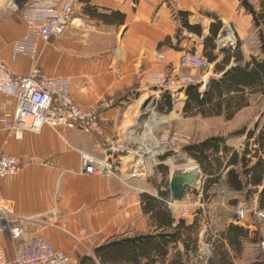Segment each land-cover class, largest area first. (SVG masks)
I'll use <instances>...</instances> for the list:
<instances>
[{
  "label": "crops",
  "instance_id": "crops-1",
  "mask_svg": "<svg viewBox=\"0 0 264 264\" xmlns=\"http://www.w3.org/2000/svg\"><path fill=\"white\" fill-rule=\"evenodd\" d=\"M11 1L0 0V63L13 77L26 76L39 65L50 78H67L74 100L84 109L105 98L128 97L132 91L153 88L159 74L178 84L184 77L194 78L196 71L182 67L181 59L187 53L204 57L209 68L196 84H200L203 97L208 92L211 100L185 112L187 88L178 89L177 85L176 91L167 92L172 108L163 110L165 122L170 128L173 122L183 130L184 122L190 121L194 129L191 144L211 137L223 138L218 151L208 152L212 170L203 171L193 159L202 172L200 196L212 201L210 193L222 194L224 205L230 208L243 202L249 210L264 209V84L239 85L222 92L211 89L231 68L263 58L259 28L241 1L175 0L172 12L165 0H80L74 24L61 37L39 42L35 61L13 55L12 45L24 38L26 24L11 7ZM248 1L258 7L263 0ZM185 20L192 26L199 25L201 34L186 28ZM225 24H232L238 33V59L217 45ZM13 114L14 106H7L0 96V150L16 157L21 166L18 174L0 181V206L14 216L28 219L29 234L50 236L54 246L73 256L78 264H101L94 250L111 238L153 232L152 217L143 210L146 203L142 196V212L150 228L113 231L119 204H108L106 200L125 193V184L81 173L80 152L101 156L106 138L126 136L121 106L103 113L105 137L79 129L57 131L45 126L40 133L25 132L17 140L4 129L5 120ZM232 178L237 179L238 188ZM130 206L128 218L132 215ZM133 219L128 223L133 224ZM195 220L197 217L192 222ZM45 221H51V228ZM223 223L220 232H225L232 221ZM242 227L256 244V226L245 222Z\"/></svg>",
  "mask_w": 264,
  "mask_h": 264
},
{
  "label": "built area",
  "instance_id": "built-area-1",
  "mask_svg": "<svg viewBox=\"0 0 264 264\" xmlns=\"http://www.w3.org/2000/svg\"><path fill=\"white\" fill-rule=\"evenodd\" d=\"M80 0H12L11 7L22 17L26 24V33L22 40L12 45L13 55H24L37 60L39 42H51L64 35L74 24L75 10ZM219 48L235 49L238 44L230 25L224 27L216 41ZM163 59V55H159ZM206 59L196 53H187L181 59V66L193 71L206 68ZM155 81L161 88L160 93L174 92L196 84L191 77H184L180 84L170 81L163 75H156ZM0 96L7 106H14V114L5 120L4 129L21 140L25 132L40 133L48 126L54 130L79 129L86 134L105 137L101 125L104 112L116 107L115 98H105L89 109L79 106L71 93V83L67 78H50L35 65L30 73L23 77H13L7 66L0 63ZM159 97L155 105L146 106L147 118L139 120V130L135 126L128 129L122 138H106L102 146V155L80 152L81 173L89 176L116 177L126 175L128 179L146 176L148 163L158 166L162 159L174 161L175 157H184L195 161L184 151V147L193 142L191 135L173 131L169 136L163 131L165 121L156 119ZM159 124L151 127L149 116ZM156 133V135H154ZM171 152V153H170ZM170 153V155H169ZM196 163V162H195ZM198 166V165H197ZM21 170L19 160L0 150V181L15 176ZM247 208L238 204L234 222L241 223L247 216ZM256 220L264 222V209L256 210ZM28 219L14 216L6 207L0 206V264H74L71 255L57 249L50 236H32L27 231ZM7 238L13 247L11 257L3 239ZM260 250L264 255V229H261ZM205 263L208 258L205 256Z\"/></svg>",
  "mask_w": 264,
  "mask_h": 264
},
{
  "label": "rangeland",
  "instance_id": "rangeland-1",
  "mask_svg": "<svg viewBox=\"0 0 264 264\" xmlns=\"http://www.w3.org/2000/svg\"><path fill=\"white\" fill-rule=\"evenodd\" d=\"M165 1L168 7L171 9V11L174 12L176 7L175 0H165ZM178 16L181 17L180 14H178ZM227 25H230L232 27L234 34L238 39L239 37L235 27L232 24H225V26ZM219 36L217 37L216 41L218 40ZM222 50H228V48H223ZM207 68H209V63L206 68L197 70L194 73L195 76L193 77L196 80V82L199 81L200 77L203 76V73ZM164 77L170 81H177L165 75ZM155 84L156 85H154V87L150 89H146L142 91H132V93L129 94L128 97L120 96L115 98L117 100L116 106L122 107L123 115L121 119L123 120L122 122L123 129H126V132L128 131L129 128L134 126H135V131L139 130L137 123L140 119H142L143 115L146 113L145 110H143V106L146 105L145 104L146 101H147L146 102L147 107L150 106L151 104L155 105L156 104L154 101L155 98L156 97L161 98L164 94L167 93V92L160 93L161 88L157 83ZM163 110L160 109V104H159L156 110V115H155L156 119L165 121L166 118L164 116L165 114L162 113ZM171 124L172 126L170 128L169 125L165 123L163 125V131L160 132L165 131V133L171 136L173 131H180L193 136L192 134L194 129L191 127L192 124L190 121L184 122V127H182L183 130L181 128H176L173 125V122ZM154 135H156V133ZM109 138L116 139L118 137L111 136ZM166 161H168L167 165L162 163L161 165H158L156 167L151 166L148 163V172L144 177L142 176L135 179H128L126 175L119 176L118 178L107 177V178L117 179L126 186V189L124 191L125 193L120 192V194L118 195L115 194L111 198L108 199L105 198L107 199L106 201L108 204H110L111 201L115 202L116 204H119V209H117L118 211L117 215L119 216L116 218L115 224L112 226L113 231H116L117 233L118 232L121 233L123 231L131 230L133 228L137 230H143V229L148 230L150 228V223H149V219L144 218L142 212V204L140 203V199H141L140 197L143 195L151 194L153 195V197H157L160 202H163V204H165L166 208L171 212V214L175 217L176 220L182 218L185 219L188 223H192V219L194 217H197L198 231H199L198 251L196 253L193 252L190 253L189 257L186 258L190 264H207L211 259H214V257L216 256L217 247L219 246V244H224L225 250L227 251L230 259L234 262V264H264V255L259 247L260 240L258 243L252 244L249 238L248 240L244 239L243 244L241 245V250L238 252L232 249L231 247H229L226 240L221 238V233H223V231L220 232L224 226L223 222L228 219L232 221V224H235L239 227H242L243 224L247 222V223H253V225L256 226L257 230L264 229L263 222L256 220L254 216L256 210H262V209L249 210L246 204H244L243 202H239L240 204H242L244 207L247 208L248 213L243 222L236 223L234 222V216H235L236 206L239 203L235 204V206L231 208L227 205V203L224 205L222 194H220L219 196H215L213 193H210V195H213L214 197L212 201L208 200L209 198L207 196L203 198V196H200V194H198L201 190V187H198L199 185H201L200 184L201 179L198 180L199 184H197L192 190L186 191L182 200L180 202H177L174 200L170 188L171 180L174 177V175H176L175 174L176 171H181L186 166L192 165L195 166L194 168L196 170H198L200 177L202 175V172L195 162L194 163L189 162L186 159H184V157H175L173 162L170 159L169 160L162 159V162H166ZM159 191L166 192L167 195L160 197ZM129 205H131L130 207H132L130 211L132 212V215H130V218H128L127 215L128 213L127 207ZM123 206H125V209ZM250 212H252V214ZM132 218H134L133 224L132 222L128 223V219L130 220ZM151 223L153 224V231H154L155 222L153 219H151ZM45 225L51 228V221H49V223L45 221ZM4 246L6 247L10 256L12 257L13 247L12 244L9 242V240L6 243L4 242ZM243 246H244V252L242 253ZM176 248L177 250L182 251L181 244L178 245V247ZM175 251L176 250L171 249L169 258H171V256L175 253ZM205 256L208 258V262L206 263L204 262ZM73 259L75 262L74 264L79 263V261L75 260L74 257Z\"/></svg>",
  "mask_w": 264,
  "mask_h": 264
},
{
  "label": "trees",
  "instance_id": "trees-1",
  "mask_svg": "<svg viewBox=\"0 0 264 264\" xmlns=\"http://www.w3.org/2000/svg\"><path fill=\"white\" fill-rule=\"evenodd\" d=\"M242 6L252 15L254 24L259 28L260 53L263 58L257 60L253 58L243 67L237 66L226 71L223 77L213 83L211 89L222 92L224 89H236L237 86H255L264 84V0L258 7L248 0H240ZM186 15V14H185ZM183 25L197 34H201L199 25L192 26L186 20ZM215 48V45L212 47ZM238 57L239 43L235 49L224 50ZM209 61L212 57L209 56ZM200 84H191L187 87V104L185 112L193 108H199L208 103L211 98L209 93L203 97L200 92ZM120 97V95L118 96ZM160 109L170 110L172 108V98L166 93L161 97ZM163 108V109H162ZM222 137H211L199 144H189L184 147L185 153L203 171L212 170L213 162L210 160L209 151L216 152L219 149V142ZM234 185H239L236 178H232ZM166 192L159 191V196H166ZM146 203L143 210L150 213L154 220V231L150 233H140L133 236H115L100 245L94 250L95 257L101 264H190L186 259L190 253L198 251V220L188 223L185 219L176 220L163 202L152 195H143ZM249 231L235 224H231L227 230L221 233V238L226 240L229 247L236 251L241 250L243 240L248 238ZM261 239V229L255 232L254 243ZM182 246V251L177 250L178 245ZM171 249L176 250L169 258ZM207 264H234L230 259L224 244H219L217 254Z\"/></svg>",
  "mask_w": 264,
  "mask_h": 264
},
{
  "label": "water",
  "instance_id": "water-1",
  "mask_svg": "<svg viewBox=\"0 0 264 264\" xmlns=\"http://www.w3.org/2000/svg\"><path fill=\"white\" fill-rule=\"evenodd\" d=\"M147 105V104H146ZM143 106V109L146 107ZM145 116V114L143 115ZM197 185V180L180 175H174L170 188L175 201L180 202L186 191L192 190Z\"/></svg>",
  "mask_w": 264,
  "mask_h": 264
},
{
  "label": "bare ground",
  "instance_id": "bare-ground-1",
  "mask_svg": "<svg viewBox=\"0 0 264 264\" xmlns=\"http://www.w3.org/2000/svg\"><path fill=\"white\" fill-rule=\"evenodd\" d=\"M146 102H145V104H147ZM145 112H146V110H145ZM146 118H147V114L145 116H143L141 120H145ZM148 118L150 119L151 127H154L155 125L159 124V121H156L154 119V115H151ZM194 169H195L194 166L188 165L184 169H182L181 171H176L175 174L180 175V176H184V177H188V178H194L198 181L200 178V174H199L198 170H196V169L194 170Z\"/></svg>",
  "mask_w": 264,
  "mask_h": 264
}]
</instances>
